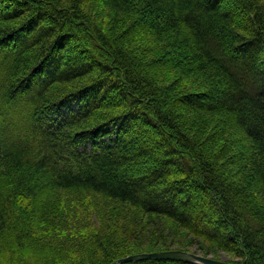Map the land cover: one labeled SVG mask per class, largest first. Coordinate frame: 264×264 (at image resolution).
I'll return each instance as SVG.
<instances>
[{
	"label": "trees",
	"instance_id": "trees-1",
	"mask_svg": "<svg viewBox=\"0 0 264 264\" xmlns=\"http://www.w3.org/2000/svg\"><path fill=\"white\" fill-rule=\"evenodd\" d=\"M193 244L264 264V0H0V264Z\"/></svg>",
	"mask_w": 264,
	"mask_h": 264
},
{
	"label": "water",
	"instance_id": "water-1",
	"mask_svg": "<svg viewBox=\"0 0 264 264\" xmlns=\"http://www.w3.org/2000/svg\"><path fill=\"white\" fill-rule=\"evenodd\" d=\"M144 259L175 260L185 263H196V264H231L230 262L224 260L199 255L181 249L156 250L150 252H139L135 254H129L122 258L116 259L111 264H121L125 262H130L131 264H133L135 261L144 260Z\"/></svg>",
	"mask_w": 264,
	"mask_h": 264
},
{
	"label": "rangeland",
	"instance_id": "rangeland-1",
	"mask_svg": "<svg viewBox=\"0 0 264 264\" xmlns=\"http://www.w3.org/2000/svg\"><path fill=\"white\" fill-rule=\"evenodd\" d=\"M198 86H199V82L195 79H192V77H189L188 79L187 78L183 79L182 87L195 89V88H198ZM71 105H72L71 108H75V106H76L75 102H72ZM61 111H62V113H64V112H66V109H62ZM166 223L170 227L171 223H168V222H166ZM171 231H172L171 240L177 241L179 239H184L186 237V230H184L183 228L175 227ZM186 238H188V236ZM172 249H181V250L193 252V253H196L199 255L224 260V261H227L230 263H231V260L234 259V254H232V253L220 251L219 249H216V248L213 250H210V247H207V246H205L204 248L201 249L199 247V245H197V244L188 245L186 247L175 245V246H173ZM208 250H210V251H208ZM205 251H207L208 253ZM231 264H233V263H231Z\"/></svg>",
	"mask_w": 264,
	"mask_h": 264
}]
</instances>
